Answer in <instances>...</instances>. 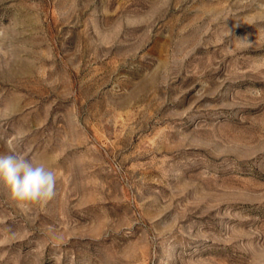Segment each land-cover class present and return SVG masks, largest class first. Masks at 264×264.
<instances>
[{
  "label": "rangeland",
  "instance_id": "obj_1",
  "mask_svg": "<svg viewBox=\"0 0 264 264\" xmlns=\"http://www.w3.org/2000/svg\"><path fill=\"white\" fill-rule=\"evenodd\" d=\"M0 264H264V0H0Z\"/></svg>",
  "mask_w": 264,
  "mask_h": 264
},
{
  "label": "clouds",
  "instance_id": "obj_2",
  "mask_svg": "<svg viewBox=\"0 0 264 264\" xmlns=\"http://www.w3.org/2000/svg\"><path fill=\"white\" fill-rule=\"evenodd\" d=\"M57 176L44 163H36L10 149L0 154V184L20 207L47 204L56 195Z\"/></svg>",
  "mask_w": 264,
  "mask_h": 264
}]
</instances>
